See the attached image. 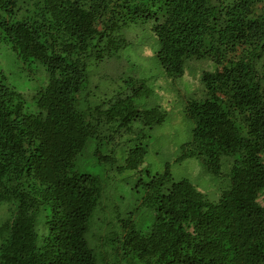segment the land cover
<instances>
[{"label":"trees","instance_id":"1","mask_svg":"<svg viewBox=\"0 0 264 264\" xmlns=\"http://www.w3.org/2000/svg\"><path fill=\"white\" fill-rule=\"evenodd\" d=\"M138 22L151 24L167 78L214 63L203 98L187 101L183 158L227 171L215 202L168 171L139 180L156 213L146 231L133 212L93 214L114 164L143 165V147L114 146L149 87L135 80L103 109L83 95L91 63L128 46L122 33ZM263 194L264 0H0V264H95V250L104 264H264ZM93 225L107 230L91 248Z\"/></svg>","mask_w":264,"mask_h":264},{"label":"rangeland","instance_id":"2","mask_svg":"<svg viewBox=\"0 0 264 264\" xmlns=\"http://www.w3.org/2000/svg\"><path fill=\"white\" fill-rule=\"evenodd\" d=\"M121 38L128 46L112 58L99 64L92 62L89 66V82L83 91L84 106L86 109L87 106L100 105L103 109V102L113 101L123 92L129 94L135 87V80H144L149 90L134 99V107L141 115H137L132 123L133 133L119 138L114 146L116 156L122 153L126 156L141 146L145 149L144 161L139 171L130 174L118 173L119 162L110 168V181L100 179L101 200L93 216L100 208L104 222L116 215L129 219L133 212L138 220L136 229L146 231L153 225L156 213L148 204H143L145 191L138 184L139 180L148 181L168 171L174 181H190L212 202L217 201L224 190L221 183L226 170L222 171L223 175L212 176L200 159L183 158L186 146L192 140L194 126L186 111L187 101L203 98L205 90L201 76L204 72L214 71L215 65L210 60L191 61L181 78L169 79L153 57L150 23L132 25L123 31ZM16 74L17 70L11 73L12 82H17ZM259 202L264 206V194ZM91 228L88 243L94 248V243H99L96 238L103 236L107 227L101 232L98 226ZM94 254L95 264H104L100 251L95 250Z\"/></svg>","mask_w":264,"mask_h":264}]
</instances>
